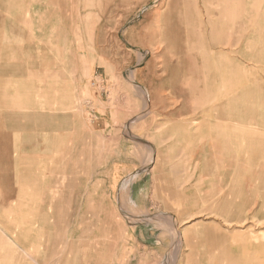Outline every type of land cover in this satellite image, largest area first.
<instances>
[{"label":"rangeland","instance_id":"obj_1","mask_svg":"<svg viewBox=\"0 0 264 264\" xmlns=\"http://www.w3.org/2000/svg\"><path fill=\"white\" fill-rule=\"evenodd\" d=\"M73 1L78 34L28 37L49 50L4 77L0 104L19 122L79 113L90 126L79 138L92 144L98 126L101 161L85 165L95 178L84 199L71 200L64 179L38 180L21 210L4 206L0 264H244L240 241L264 237V0ZM160 132L180 142L175 159L151 150ZM126 145L152 177L147 202L131 201V177L112 178ZM163 173L177 174L174 195L157 190Z\"/></svg>","mask_w":264,"mask_h":264},{"label":"crops","instance_id":"obj_2","mask_svg":"<svg viewBox=\"0 0 264 264\" xmlns=\"http://www.w3.org/2000/svg\"><path fill=\"white\" fill-rule=\"evenodd\" d=\"M72 4L74 5L73 0H0V99L5 97L4 81L6 79L4 77L18 75L17 69L25 65L22 64V58H26L28 52L49 50L46 47H39L38 50L36 44H29L28 37L37 35L64 37V34H78L77 30L80 25L82 26L83 13L72 10ZM58 50L63 57V45ZM9 115L17 116L18 120L13 117L8 118ZM82 117L77 112L64 111V125L53 122L52 118H48V122H38L36 118L19 122L21 121L20 113H6L0 104V211L8 210L4 207L8 202L15 206V210H21L18 209V205L22 201V196L35 197L37 195L35 190L38 188V180H44L42 187L48 189L52 188L51 181L64 179L66 181V185L64 182V193L69 194L71 200L75 196L84 199V190L88 192L90 186L93 185V183L90 185L84 181L95 178V167L92 171L93 176H89L84 172L85 165L100 164L101 156L99 141H95V135L99 134V131L96 132L98 126L92 127V144L87 139L79 138L81 131L86 134L90 130L89 125L86 129H82L86 125ZM69 118L72 120L71 126L68 122ZM96 120L97 116L94 115L91 124H95ZM167 134L165 132L152 134V137H155V144H160L151 149L157 160L160 152L168 151V155L171 154L173 159L177 156L176 149L180 142L166 140ZM73 136L78 139H71ZM124 149L126 155L123 161L118 159L119 161L114 162V164L121 163V165H114L110 169L112 178L115 181L118 179L122 181L131 177V201L147 202L152 198L150 172L144 173L143 170L138 169L140 161L132 156L129 157L126 153L127 150L129 151V145H126ZM50 158L53 159L52 162ZM57 164L59 165L56 166ZM155 165L156 169L157 164ZM81 167L82 172H80ZM48 172L51 176L46 175ZM176 176L177 174L173 173L157 177V190L164 191L162 193L165 195L169 193L174 195V190L177 188ZM137 188L141 192L134 198ZM90 194L94 201L92 204L88 202L91 206L90 211H97L95 201L99 194L95 195L94 191L88 193ZM83 203L85 205V200ZM43 205L26 210H48L49 207L46 208ZM70 210L83 212L88 209L77 207Z\"/></svg>","mask_w":264,"mask_h":264},{"label":"bare ground","instance_id":"obj_3","mask_svg":"<svg viewBox=\"0 0 264 264\" xmlns=\"http://www.w3.org/2000/svg\"><path fill=\"white\" fill-rule=\"evenodd\" d=\"M222 104H224V103H222ZM221 105V104H220ZM264 116V114H262V112H259V117L260 116ZM253 116V115H252ZM253 119H255V117L253 116ZM253 122V121H252ZM221 123V122H220ZM254 123V122H253ZM252 123V124H253ZM228 130V129H227ZM226 130V131H227ZM234 130V129H233ZM221 131V130H220ZM232 131V130H231ZM230 131V132H231ZM233 132V131H232ZM231 132V133H232ZM221 133V132H220ZM230 133V135L232 136V134ZM234 133V132H233ZM233 137V136H232ZM231 137V138H232ZM230 138V137H229ZM261 138H262V136H261ZM232 139H234V137L232 138ZM237 139V138H236ZM244 141V140H243ZM251 141V140H250ZM263 145H264V142H263ZM251 146V145H250ZM255 146H257V145H255ZM259 147H260V145H259ZM264 147V146H263ZM217 152V151H216ZM224 153V152H223ZM260 161V160H259ZM238 173V172H237ZM240 173V172H239ZM242 174V173H241ZM247 175V174H246ZM243 176V174L240 176V177H242ZM244 177V176H243ZM245 179V178H244ZM247 179V178H246ZM253 179V178H252ZM236 181V180H235ZM239 181V180H238ZM242 181V180H241ZM250 181V180H249ZM235 183V182H234ZM244 183V182H243ZM233 185V184H232ZM248 185H249V183H248ZM237 186V185H236ZM235 186V188L236 189H238V187H236ZM240 186V185H239ZM243 187V186H242ZM248 187V186H247ZM233 188V187H232ZM228 189H231V188H228ZM231 190H233V189H231ZM234 191V190H233ZM238 191H240V189L238 190ZM238 191H237V193H238ZM257 191V190H256ZM263 192V191H262ZM229 193V192H228ZM241 193V192H240ZM226 194H227V192H226ZM226 194L224 193V195L226 196ZM249 194V193H248ZM238 195V194H237ZM236 195V196H237ZM257 195V194H256ZM234 196V195H233ZM250 198H251V196H250ZM227 199H228V197H227ZM232 199V198H231ZM231 199H230V201H231ZM237 199V198H236ZM252 199V198H251ZM260 199V198H259ZM250 200V199H249ZM235 201V200H234ZM233 201V202H234ZM255 202V201H254ZM243 203V202H242ZM226 205V204H225ZM233 207H234V205H233ZM255 207V206H254ZM258 207V206H257ZM223 208H224V206H223ZM243 208V207H242ZM252 208V207H251ZM225 209V208H224ZM233 209V208H232ZM254 209V208H253ZM256 209V208H255ZM228 210V209H227ZM252 211V210H251ZM241 212V211H240ZM250 212V211H249ZM256 213V212H255ZM220 215H222V214H220ZM249 215V214H248ZM259 217H260V215H263V217H264V210L261 208L259 211H258V214H257ZM229 216H230V214H229ZM255 216V215H254ZM224 218V217H223ZM229 218V217H228ZM238 218V217H237ZM251 218L253 219V217L251 216ZM264 220V219H263ZM237 221V220H236ZM259 221H261V220H259ZM257 222V221H256ZM242 223V222H241ZM247 223V222H246ZM245 223V224H246ZM252 223V222H251ZM250 223V224H251ZM254 223V222H253ZM254 225V224H253ZM252 225V226H253ZM258 225H260V223L258 222ZM252 226H250L249 227V229H251V230H254V229H252L253 227ZM262 227V226H261ZM247 228V227H246ZM259 228V227H258ZM239 229V228H238ZM256 231V230H255ZM236 232H238V231H235V233ZM241 232V231H240ZM257 232V231H256ZM231 233V232H230ZM243 233L244 234H247V233H249V230L248 229H243ZM251 233V232H250ZM252 233H254V231L252 232ZM261 232H259V235H261L260 234ZM243 234V235H244ZM264 234V233H263ZM243 235H241V236H243ZM256 235H257V237H256ZM259 235L258 234H255V237H254V239L255 238H257V239H255V241H250V239H249V241L247 240L248 239V237H247V239H241L242 241H240V243L245 247L244 249V253H243V255H244V264H264V239H262V238H264V237H259ZM234 236V235H233ZM240 236V237H241ZM250 236L252 237V239H253V234L251 235L250 234ZM245 236H244V238H246ZM229 238V237H228ZM259 238V239H258ZM234 239H235V237H234ZM238 239V238H237ZM253 239V240H254ZM235 241H237V240H235ZM234 242V241H233ZM235 243V242H234ZM239 244V243H238ZM234 245V244H233ZM3 250V249H2ZM3 251H5V249L3 250Z\"/></svg>","mask_w":264,"mask_h":264}]
</instances>
